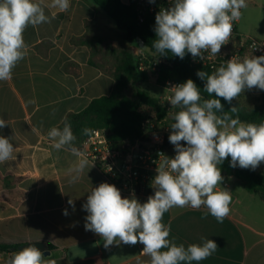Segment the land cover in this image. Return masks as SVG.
Instances as JSON below:
<instances>
[{"label": "clouds", "instance_id": "1", "mask_svg": "<svg viewBox=\"0 0 264 264\" xmlns=\"http://www.w3.org/2000/svg\"><path fill=\"white\" fill-rule=\"evenodd\" d=\"M155 3V0H149ZM171 6L161 8L155 16V39L151 47L141 50L153 56L171 53L184 59L191 54L204 60V53H220L232 37L234 22L242 18L246 0H170ZM71 0H0V81L13 77L16 66L28 55L24 32L29 26L51 23L56 11L66 12ZM257 46L253 44V49ZM206 80L205 99L192 79L171 85L167 97L176 111L170 119L169 142L174 146V157L160 153L156 175L152 181L154 195L141 203L134 195L122 197L121 190L107 182L91 189L86 203L85 230L98 234L107 249L110 246L142 244V254L150 264H193L211 257L218 244L204 239L200 244L177 245L170 237L171 226L162 220L174 208L207 209L218 223L230 213L231 191L221 187V165L229 157L232 168L255 171L264 163V122H243L238 107L223 110L221 99L232 103L245 90L264 91V55L235 57L221 64L211 74L198 71ZM232 114H237L235 117ZM8 122L0 117V129ZM84 135L94 130L84 128ZM52 147L70 152L76 157L67 169L69 183L79 180L90 166L87 156L75 146L77 139L71 124L53 126L47 132ZM10 138L0 135V163L13 158ZM93 165H91L92 167ZM219 187L220 190H217ZM68 204L75 210L73 200ZM68 215L67 209L63 213ZM7 264H56L45 259L41 250L28 246L10 255Z\"/></svg>", "mask_w": 264, "mask_h": 264}, {"label": "crops", "instance_id": "2", "mask_svg": "<svg viewBox=\"0 0 264 264\" xmlns=\"http://www.w3.org/2000/svg\"><path fill=\"white\" fill-rule=\"evenodd\" d=\"M46 11H56L55 19L27 28V57L11 80L0 81V117L8 122L0 135L10 138L16 149L12 159L0 163V245L44 243L50 251L49 256L42 252L44 258L56 264H150L142 244L106 249L98 234L85 230L82 205L89 192L102 182L112 183L92 162L78 181L69 183L67 169L76 157L55 150L47 138L48 130L62 125L68 115L113 93L115 70L104 67L113 63L104 52V37L117 27L88 0H71L66 12ZM229 180L240 181L233 176ZM234 187L233 182L228 189L232 202L223 223L205 208H174L164 214L162 222L171 226L169 238L177 245L204 239L218 244L211 257L193 264H264V222L235 207ZM134 195L144 203L154 188L148 195ZM11 254L0 253V264H7Z\"/></svg>", "mask_w": 264, "mask_h": 264}, {"label": "trees", "instance_id": "3", "mask_svg": "<svg viewBox=\"0 0 264 264\" xmlns=\"http://www.w3.org/2000/svg\"><path fill=\"white\" fill-rule=\"evenodd\" d=\"M92 4L104 10L114 21L118 30L124 36L125 43L138 46L142 41L147 47L152 46L154 41L155 21L148 19L145 22L139 20L136 8L133 3L126 4L123 0H88ZM150 59L153 56L146 52ZM190 53L184 59L168 53L161 56L163 62L159 66L157 73L151 70L142 71L140 68L141 58H135L132 51H123L119 63L115 68V89L110 96L97 98L80 113L68 115L59 127H63L65 122L70 123L77 139L75 146L82 151V145L90 135H84V128L106 130L109 133L108 139L115 146L124 143H135L139 140L145 141L148 136L145 133L144 107L154 109L159 119L168 118L167 108L160 104L158 98L153 97L148 91L143 90L139 85L149 80L151 74L156 77L157 85H163L166 81L172 80L183 83L187 79H192L200 89L201 95L205 98H218L215 94L209 97L205 91L206 80L197 76L198 71H205L209 74L212 71L208 68L197 66L191 63ZM133 87V97H129L126 91ZM221 99L223 110L230 112V109L238 107V116L243 122L262 123L264 122V103L261 102L253 108H246L236 99L231 104ZM234 117L237 114H232ZM229 157L221 165V173L227 177L233 176L243 183L246 191L258 195L264 200V173L256 170L232 168ZM53 248L52 245L49 246ZM16 245H0V253H13L17 251Z\"/></svg>", "mask_w": 264, "mask_h": 264}, {"label": "built area", "instance_id": "4", "mask_svg": "<svg viewBox=\"0 0 264 264\" xmlns=\"http://www.w3.org/2000/svg\"><path fill=\"white\" fill-rule=\"evenodd\" d=\"M130 3L134 4L141 22L148 19L155 21V16L161 8L171 6L170 0H155V3H149V0H130L128 4ZM241 11L243 13V9ZM241 19L234 22L232 37L226 45L222 46L220 53L213 56L210 51L205 52L204 60L199 57L194 59L190 55L191 63L214 72L221 64L233 57L242 61L246 56L264 55V40L243 35L239 30ZM253 44L257 46L256 49H253ZM139 58H141L140 68L142 71L151 70L157 73L163 62L159 55L153 56V60L148 55L139 56ZM178 83L180 82L168 80L163 85H158L163 91L158 99L160 104L167 108L168 118L159 119L154 109L144 107L146 116L144 127L148 136L147 140L115 146L108 139L109 133L106 130L98 129L82 145V152L89 161L97 166L104 177L123 194L148 195L153 190L152 181L157 174L159 154L163 153L168 157L175 155L174 146L169 142L168 137L171 133L169 126L173 123L170 117L178 109L172 107L168 102L167 97L171 95V92L166 89ZM257 95L264 103V91H260ZM221 187L226 189L231 187L229 177H224ZM217 190H220L219 187Z\"/></svg>", "mask_w": 264, "mask_h": 264}, {"label": "rangeland", "instance_id": "5", "mask_svg": "<svg viewBox=\"0 0 264 264\" xmlns=\"http://www.w3.org/2000/svg\"><path fill=\"white\" fill-rule=\"evenodd\" d=\"M246 2L248 4V7L246 9H243V15L239 24V30L245 36L264 40V0H247ZM123 36L124 34L121 31L114 29L109 30L107 36L104 37V45L106 46L104 52H107L108 62H113V66L110 64H104V67L106 69L115 70L117 64L119 63L122 52L125 50L132 51V47L135 46L129 43H125L123 40ZM137 54L141 57L147 56L145 51H139ZM139 87L143 90L148 91L155 98H158V96L163 93V91L157 85L156 77L152 74L149 80L141 83ZM260 91L261 90L258 89L245 90V92L241 94L236 100L246 108H253L261 102V97L257 95V93H259ZM133 93V87H129L126 91V94L129 97H133ZM256 171L264 173V163H261ZM221 175L223 176V178L227 177L222 173ZM229 182L231 184L234 182L235 184L234 192L237 198L235 207L243 209V212L246 216L254 218L257 217L258 220L264 222V200H262L258 195L247 192L243 188V184L241 181L229 180Z\"/></svg>", "mask_w": 264, "mask_h": 264}, {"label": "water", "instance_id": "6", "mask_svg": "<svg viewBox=\"0 0 264 264\" xmlns=\"http://www.w3.org/2000/svg\"><path fill=\"white\" fill-rule=\"evenodd\" d=\"M144 46V47H147L146 45H145V43L144 42H140L139 43V46L138 47H135V46H133L132 47V53H133V56L135 57V58H139V55L137 54L139 51H143V50H141L140 48H141V46ZM146 52V51H145ZM153 56V55H152ZM35 246L36 248H38L39 250H41L43 253H44V255L45 256H49L50 255V251L49 250H47V246L44 244V243H41V242H33V243H28V244H23V245H20V246H18V250H21V249H23V248H25V247H28V246Z\"/></svg>", "mask_w": 264, "mask_h": 264}]
</instances>
